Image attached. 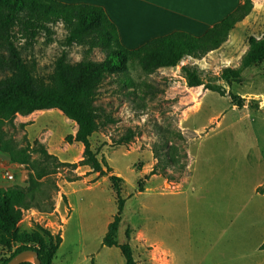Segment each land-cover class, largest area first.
I'll list each match as a JSON object with an SVG mask.
<instances>
[{
  "label": "rangeland",
  "instance_id": "rangeland-1",
  "mask_svg": "<svg viewBox=\"0 0 264 264\" xmlns=\"http://www.w3.org/2000/svg\"><path fill=\"white\" fill-rule=\"evenodd\" d=\"M53 30L51 41L47 42L42 36L25 53L37 62L41 75L51 71L55 58L63 50L72 62L82 58L80 48L62 47L65 32L61 25ZM262 35L264 0H253L251 13L236 26L230 43L220 52L205 56L196 65L204 71L207 80L225 67L236 68L247 50L248 38L258 39ZM102 58L101 50H95L92 59L100 61ZM180 65L148 77L136 63H130L124 75L137 87L142 81H148L154 86V93L142 94L129 88L133 94L125 96L117 91V85L106 82L98 101L111 113L115 123L95 133L90 139L91 147L123 180L120 183L123 212L115 239L118 244L126 243L125 230H129L128 243L136 264H169L176 258V253L179 264L189 263L182 256L186 252H181L180 245L173 240L172 231L187 225L189 212L220 209L218 194L205 191L201 200L195 202L194 196L198 195L191 192L188 182L185 183L191 168L200 169L197 172L200 174L207 172L210 166L223 164L222 172H226L236 165L237 172L242 175V198L231 209L245 212L254 204L250 169L254 171L255 165L264 160V62L244 70L239 84L228 86L219 82L226 92L224 97L206 91L200 110L198 100L203 90L186 86ZM229 93L239 97L240 102H232ZM14 123H25L24 128L7 129L8 136L18 146L40 143L56 158L52 162L32 153L27 164H18L26 175L24 190L36 170L43 167L51 170L48 176L39 180L47 183L44 186L47 199L40 203L41 210L23 212L18 232L40 230L60 235L61 239L63 236L52 264H124L118 248L102 246L117 207L111 184L87 167L77 166L82 159V148L64 141L66 136L75 133V125L56 110L16 116ZM128 131L135 133L133 141L118 145L117 141ZM177 133L181 138L176 136ZM165 139L169 144L161 148ZM155 148L159 152L157 159L153 155ZM57 163L64 166L55 167ZM153 169L155 175L151 176ZM138 182H141L142 192H139ZM218 182L216 178L209 180L206 190ZM73 192L76 194L71 195ZM155 238L158 241H154ZM155 245L162 251H174V256L169 252L167 256L159 253ZM9 253L0 248V264Z\"/></svg>",
  "mask_w": 264,
  "mask_h": 264
},
{
  "label": "trees",
  "instance_id": "trees-1",
  "mask_svg": "<svg viewBox=\"0 0 264 264\" xmlns=\"http://www.w3.org/2000/svg\"><path fill=\"white\" fill-rule=\"evenodd\" d=\"M252 9L253 0H243L233 12L200 37L172 32L152 39L135 50H127L121 46L116 27L101 7L63 4L56 0H0V73L3 75L0 79V151L7 153L11 162L17 164H27L32 153L55 162L56 158L48 154L40 143L18 146L8 136L7 129L24 128V123H14L16 116L27 117L40 111L56 110L71 121L76 131L66 136L64 141L68 145L82 146V159L77 166L87 167L99 178L106 177L116 196V213L107 226L102 246L118 248L124 264H136L128 243L129 230H125L126 243L118 244L115 239L123 212L120 189L123 180L113 174L103 159L98 158L90 142L100 129L115 123L111 113L98 103L103 94L102 87L106 82H111L125 96L132 95L135 90L142 94H153L155 88L148 81H142L137 87L132 79L124 75L130 63H136L140 71L150 77L160 69L176 68L186 58L201 60L219 49L234 27L249 16ZM58 25L65 32L62 47L80 48L82 58L72 62L66 50H63L55 58L51 71L41 75L37 62L25 53L42 36L47 42L51 41L53 28ZM95 50H101L102 60L92 59ZM263 62L264 35L258 39L248 38L247 50L236 68L225 67L208 80L204 71L195 64L180 65V73L189 89L202 87L205 91L224 97L226 92L219 82L228 86L239 84L244 70ZM129 88H133V91ZM228 96L232 102H240L236 95L229 93ZM176 136L181 138L180 133ZM134 138L135 133L128 131L117 144L126 145ZM168 144L165 139L160 147H167ZM153 155L155 159L158 158L156 148ZM57 166L64 164L57 163ZM50 173L51 170L45 167L36 170L35 176L29 177L26 190L18 187L0 189V248L10 252L1 264H6L17 253L27 249L37 251L40 264H52L62 242L60 235L40 230L18 232L23 212L41 210L40 203L47 199L44 191L47 183L39 180ZM150 175H155L154 169ZM138 189L139 192L143 191L141 182H138ZM257 192L264 195V182Z\"/></svg>",
  "mask_w": 264,
  "mask_h": 264
},
{
  "label": "crops",
  "instance_id": "crops-1",
  "mask_svg": "<svg viewBox=\"0 0 264 264\" xmlns=\"http://www.w3.org/2000/svg\"><path fill=\"white\" fill-rule=\"evenodd\" d=\"M56 1L63 4H87L101 7L116 27L121 46L127 50H135L152 39L172 32H185L194 37H200L214 24L233 12L242 2L241 0H195L196 2L193 0ZM209 2H212L213 5L211 6ZM160 18L166 19L163 21ZM143 19L153 22L149 24L150 21ZM132 22L136 25L131 27ZM144 23L147 26L143 25ZM236 26L230 32L227 41L219 49L206 56L216 54L227 46ZM184 60L189 65H196L199 61L191 58ZM181 65H185L184 62ZM171 69L173 68H164L160 69L159 72H168ZM201 88L190 89L200 90ZM205 92L203 90L198 100L199 110ZM73 145L82 148L80 144ZM214 166L216 167L210 166L207 168V172L200 174H197L200 169L191 168L185 183L188 182L191 186V192L198 195L194 196L195 202L201 200L205 191L209 194H218L217 199L221 202L220 209L215 211L206 210V213L201 209H197L193 213L189 212L187 225L178 226L176 232L172 231L173 240L177 243V246L180 245L181 252H186L185 255H181L186 257L189 262L187 264H264V195L257 192V189L264 182V160H260L255 165L254 171L250 169L249 174L253 183L251 195L254 204L250 210L245 212L231 209L232 205L234 206L236 202L240 203L242 198V175L240 171L237 172L239 168L237 169L235 165L232 168L229 167L228 171L222 172L225 169L223 164ZM209 170H216L218 173L213 174ZM6 171L13 175L12 181L4 179L3 174ZM113 174L118 176L115 172ZM95 175L97 176V174ZM213 178L218 179L220 184L218 182V184L211 185L206 190L207 182ZM25 179V172L19 169V165L11 162L7 153L0 151V189L24 188L26 186ZM202 190L204 192L201 194ZM74 194L76 193H71V195ZM69 207L72 210L70 201ZM154 241H158L157 238ZM174 241L173 243H175ZM157 244L159 243L157 242ZM160 246L155 245L159 253L165 256L168 255V252L170 255L174 254L172 250L162 251L159 248ZM178 256L179 254L176 253V258L173 262L168 261L169 264H179Z\"/></svg>",
  "mask_w": 264,
  "mask_h": 264
},
{
  "label": "water",
  "instance_id": "water-1",
  "mask_svg": "<svg viewBox=\"0 0 264 264\" xmlns=\"http://www.w3.org/2000/svg\"><path fill=\"white\" fill-rule=\"evenodd\" d=\"M40 264L37 251L33 249L23 250L10 258L6 264Z\"/></svg>",
  "mask_w": 264,
  "mask_h": 264
},
{
  "label": "bare ground",
  "instance_id": "bare-ground-1",
  "mask_svg": "<svg viewBox=\"0 0 264 264\" xmlns=\"http://www.w3.org/2000/svg\"><path fill=\"white\" fill-rule=\"evenodd\" d=\"M193 1H195V0H193ZM209 1H211V0H209ZM196 2V1H195ZM206 3V2H205ZM210 4L212 3V2H209ZM213 4H211V6H212ZM153 19V18H152ZM161 20H165L166 18H160ZM143 20H146V21H150V20H148V19H143ZM154 21H155V19H153ZM142 22V21H141ZM141 22H138V23H141ZM151 22H153V21H150V23L149 24H151ZM137 23V24H138ZM147 23V22H146ZM146 23H144L143 25H145V26H147L146 25ZM149 24H148V26H149ZM132 25H136L134 22H132L131 23V27H132ZM141 26V25H140ZM134 27V26H133ZM142 28V27H141ZM144 28V27H143ZM152 28V27H151ZM144 29H147L146 27L144 28ZM153 29V28H152ZM148 30V29H147ZM161 32V31H160Z\"/></svg>",
  "mask_w": 264,
  "mask_h": 264
},
{
  "label": "built area",
  "instance_id": "built-area-1",
  "mask_svg": "<svg viewBox=\"0 0 264 264\" xmlns=\"http://www.w3.org/2000/svg\"><path fill=\"white\" fill-rule=\"evenodd\" d=\"M3 177H4V179H6L8 181H12L13 180V175L8 173L7 171L4 172Z\"/></svg>",
  "mask_w": 264,
  "mask_h": 264
}]
</instances>
